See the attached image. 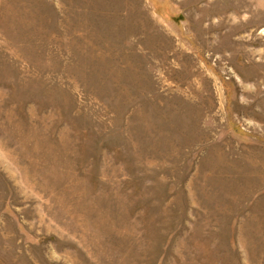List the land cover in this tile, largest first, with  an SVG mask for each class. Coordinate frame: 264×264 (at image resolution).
Wrapping results in <instances>:
<instances>
[{
  "label": "rangeland",
  "instance_id": "rangeland-1",
  "mask_svg": "<svg viewBox=\"0 0 264 264\" xmlns=\"http://www.w3.org/2000/svg\"><path fill=\"white\" fill-rule=\"evenodd\" d=\"M0 264H264V0H0Z\"/></svg>",
  "mask_w": 264,
  "mask_h": 264
}]
</instances>
